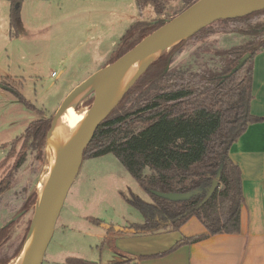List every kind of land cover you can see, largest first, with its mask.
I'll list each match as a JSON object with an SVG mask.
<instances>
[{
  "label": "trees",
  "instance_id": "1",
  "mask_svg": "<svg viewBox=\"0 0 264 264\" xmlns=\"http://www.w3.org/2000/svg\"><path fill=\"white\" fill-rule=\"evenodd\" d=\"M169 1L135 0V3L140 11L152 4L154 12L160 14ZM195 1L184 0L186 6ZM18 16L19 7L13 2L11 28H16ZM163 23L164 20L132 23L112 50L110 62ZM223 33L239 34L247 39L218 45L212 37ZM263 50L264 9L216 20L160 53L99 123L84 149L83 159L112 153L150 196L149 201L132 192L126 197L143 216L141 223L129 225L131 230L150 233L177 229L195 216L206 233L185 237L175 246L210 234L239 231L244 196L240 169L229 157V148L249 123L263 119L249 110L253 96L252 62ZM182 52L189 53L185 63L178 59ZM245 52H250V58L229 74ZM8 89L26 107L33 108L14 87L8 85ZM38 113L39 118L31 121L23 134L4 144L10 145L11 150L1 163L14 155L12 167L16 169L30 149L39 164L45 160V135L52 116L45 117L41 110ZM19 142L21 151L15 152ZM219 166L217 185L212 188ZM9 182L0 181V194ZM152 190L185 195L169 200L153 194ZM30 223L9 258L18 255ZM9 228L8 225L0 228V247L8 238ZM7 261L0 260V264ZM63 264L99 263L66 257Z\"/></svg>",
  "mask_w": 264,
  "mask_h": 264
},
{
  "label": "rangeland",
  "instance_id": "2",
  "mask_svg": "<svg viewBox=\"0 0 264 264\" xmlns=\"http://www.w3.org/2000/svg\"><path fill=\"white\" fill-rule=\"evenodd\" d=\"M5 1L0 0V83L4 86L0 87V181L10 182L0 194V228H10L0 247V260H9L8 264L15 258L9 257L20 236L35 220L37 184L47 168V152L39 164L34 151L28 150L25 161L15 169L14 155L1 163L11 150L4 144L23 134L28 124L39 118L40 110L45 117L53 116L73 88L110 63L112 50L132 23L165 22L187 6L184 0H171L159 14L152 4L140 11L135 0H14L22 24L10 28ZM212 38L224 46L247 39L226 33ZM188 55L182 52L178 59L185 63ZM7 84L33 108L19 101ZM92 97L93 92L86 95L85 106ZM18 149L20 142L15 152ZM131 192L150 200L112 153L84 158L58 214L42 264H63L66 257L113 260L116 238L126 231L125 226L143 221L139 210L126 200Z\"/></svg>",
  "mask_w": 264,
  "mask_h": 264
},
{
  "label": "crops",
  "instance_id": "3",
  "mask_svg": "<svg viewBox=\"0 0 264 264\" xmlns=\"http://www.w3.org/2000/svg\"><path fill=\"white\" fill-rule=\"evenodd\" d=\"M13 2L5 1L9 26ZM252 67L249 110L263 119L249 123L229 148V157L240 169L244 196L239 231L210 234L175 246L185 237L206 233L195 216L177 229L150 233L134 232L125 226L126 231L116 238L114 259L99 264H264V50L254 56Z\"/></svg>",
  "mask_w": 264,
  "mask_h": 264
},
{
  "label": "water",
  "instance_id": "4",
  "mask_svg": "<svg viewBox=\"0 0 264 264\" xmlns=\"http://www.w3.org/2000/svg\"><path fill=\"white\" fill-rule=\"evenodd\" d=\"M201 1L202 0H196L192 4L188 5L183 11L171 19L166 20L152 32L145 35L132 48L117 57L114 61L106 64L89 78L82 81L64 97L55 110L45 137L51 128L53 120L57 118L67 100L90 84L95 75H100L103 72V75L93 90L92 101L88 106V112L84 122L66 140L57 143L49 152L46 151L47 168L44 171L45 184L43 194L38 196L35 214L39 211L42 201L44 200V195L47 192L46 204L41 216L37 235L30 248V253L33 254V259L28 260L26 264H42L44 253L53 234L58 214L69 187L82 163L85 147L91 140L99 123L113 110L125 92L131 87H125L124 73L131 68L133 56L146 52L151 48L161 47L175 39L180 41L187 38L204 26L216 20L237 18L248 15L254 11L264 9V0H260L259 2H256V0H241L237 3L229 5L227 8L202 6L200 5ZM195 23H198L199 25L193 30H190V27ZM250 56V52H245L242 56H240L237 63L231 68L229 74L235 72L239 67H241L250 58ZM153 60L154 59L150 60L148 64H146L143 71ZM111 75L114 76L113 80H110ZM0 87H4L2 83H0ZM63 144L72 146L73 150L66 168L61 173L58 166L52 162L55 152ZM220 171L221 166H219L216 170V178L213 180L212 188L217 185ZM212 188L208 191L206 197L210 195ZM152 193L169 200H174L185 195L175 192H161L156 190H152ZM191 194L192 192L188 193L187 197ZM14 219L15 218L12 220ZM32 225L33 219L31 220L27 235L31 230ZM27 235L24 239L23 245Z\"/></svg>",
  "mask_w": 264,
  "mask_h": 264
},
{
  "label": "bare ground",
  "instance_id": "5",
  "mask_svg": "<svg viewBox=\"0 0 264 264\" xmlns=\"http://www.w3.org/2000/svg\"><path fill=\"white\" fill-rule=\"evenodd\" d=\"M241 0H202L200 5L208 6V7H224L227 8L229 5L237 3ZM260 0H256L259 2ZM198 23H195L190 27V30H193ZM178 39H175L161 47L151 48L146 52L141 54H136L132 58V65L128 71L124 73L125 79V87L131 86L133 82L138 78L146 64L152 59H154L155 54H159L163 48L175 44ZM103 75V72L99 75H95L90 84L85 86L75 95L70 97L67 102L62 107L59 115L52 122L51 128L46 136V151L49 152L53 146L57 143L66 140L75 130H77L81 124L84 122L88 107L84 105V100L86 95L92 93L95 86L97 85L99 79ZM114 76L111 75L110 80H113ZM72 146H68V144H63L58 148V150L54 154L53 164H56L62 173L66 168L71 154H72ZM45 184V174L39 180L38 186V194H43V188ZM46 195H44V200L39 208V211L36 214L35 220L33 221V225L31 230L29 231L25 243L19 252V254L8 264H26V262L30 259H33V254L30 253V248L33 240L35 239L38 231V227L41 221V216L44 210V206L46 204Z\"/></svg>",
  "mask_w": 264,
  "mask_h": 264
},
{
  "label": "built area",
  "instance_id": "6",
  "mask_svg": "<svg viewBox=\"0 0 264 264\" xmlns=\"http://www.w3.org/2000/svg\"><path fill=\"white\" fill-rule=\"evenodd\" d=\"M53 74V73H52Z\"/></svg>",
  "mask_w": 264,
  "mask_h": 264
}]
</instances>
